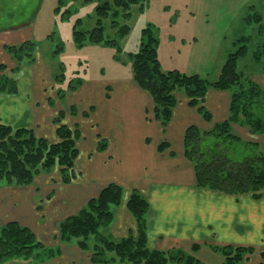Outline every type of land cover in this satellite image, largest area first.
<instances>
[{
    "label": "crops",
    "instance_id": "0c3cea01",
    "mask_svg": "<svg viewBox=\"0 0 264 264\" xmlns=\"http://www.w3.org/2000/svg\"><path fill=\"white\" fill-rule=\"evenodd\" d=\"M17 38L9 37V45L21 42ZM3 56L2 51L0 57ZM5 56L0 64L7 62L12 68V60L6 53ZM13 73L17 90L0 91V122L14 128H30L51 142L57 139L54 118L65 111L61 122L77 124L81 140L88 139V144L81 149L84 141L79 139L76 143L77 175L69 183H63L59 170L54 169L37 175L31 184H0V224L18 221L30 227L45 245L57 250L40 261L12 259L5 264H100L91 260V252L81 249L76 239L60 242L55 235L64 217L78 211L110 182L123 188L121 201L112 206L114 216L106 227L112 239L136 230V219L126 201L130 192L137 190L148 202L145 219L150 247L190 252L196 244L198 249L193 254L204 264H220L223 255L213 246L238 245L253 248L243 264H264V194L255 198L250 192L232 194L197 186L192 163L183 151V133L188 125L198 123V127L207 130L215 122L227 119V90L206 91L202 105L211 115L209 121L188 104L182 92H177L178 101L163 127L146 117L152 111V99L132 76L99 80L94 88L84 81L70 92L57 90L52 75L37 72L35 65ZM248 76L264 86V72ZM66 98L73 102L67 108L63 104ZM71 106L75 108L73 113ZM84 111L88 112L86 116ZM232 127L241 128V135L264 144V133H251L246 125L238 123ZM100 140L105 144L102 150L97 148ZM163 140L170 147L159 150L158 144Z\"/></svg>",
    "mask_w": 264,
    "mask_h": 264
},
{
    "label": "trees",
    "instance_id": "16d2710c",
    "mask_svg": "<svg viewBox=\"0 0 264 264\" xmlns=\"http://www.w3.org/2000/svg\"><path fill=\"white\" fill-rule=\"evenodd\" d=\"M88 2L91 0H82ZM142 0H103L95 7L96 25L90 30L73 27V40L81 46L86 42L118 46L115 39L104 36L102 18L109 14L128 15L132 4ZM254 19L249 22L260 24L261 14L253 11ZM78 22V21H77ZM113 23H115L113 21ZM118 34H126L127 26H119ZM246 38L240 37L241 42L235 51L230 52L221 66L219 75L214 80H208L197 73L187 74L177 69L162 70L158 59L157 38L150 27L142 29L137 49L129 54L134 82L152 98L155 118L165 125L172 116V109L178 98L176 93L182 92L190 106H196L203 118L210 120L209 111L201 104L208 88L227 90L229 92L228 117L215 122L204 132L191 125L186 128L183 136L184 155L190 159L194 168L195 184L200 187L220 190L226 193L250 192L255 198L264 193V151L246 153L240 159L228 157L223 144L228 140H241L230 130L231 124L246 125L251 133H264V87L251 78H245L237 70V60L247 51ZM32 43L24 40L18 44L4 46L17 59L23 50H30ZM30 51L26 52L29 55ZM252 57L263 64L264 42L258 43L252 51ZM0 64V70L5 68ZM18 70V65L12 67V72ZM0 74V91L15 92L17 90L13 77L2 79ZM11 85L7 88V79ZM63 94L60 91L59 97ZM91 109V108H90ZM72 113L75 108L71 106ZM84 116L88 114L83 112ZM62 112L54 118L57 139L50 142L47 138L37 136L32 129L12 127L0 122V180L16 185L30 184L37 174L49 172L54 166L60 167V179L69 183L76 177L74 163L78 156L77 141L82 134L77 124L67 125L61 122ZM212 135V136H211ZM205 136V137H204ZM212 137L211 141L209 138ZM205 138L207 142L201 146ZM98 142V150L105 144ZM257 141H253L256 146ZM260 144V143H259ZM160 144L159 149H162ZM263 145L264 144H260ZM123 188L116 183H107L99 193L91 197L78 211L64 217L58 224L55 237L60 242H70L76 239L81 249L91 252L93 262L100 264H176L185 259L184 264H203L191 255L184 256L181 250L169 248L165 250L150 248L146 235L145 214L148 210L146 198L137 190L130 192L126 207L136 219V231L112 239L100 232L113 219L111 205H118L122 198ZM90 237H93L90 244ZM198 246H192L196 250ZM223 255L220 264H243L245 255L252 252L251 247L223 245L213 246ZM57 250L43 244L34 231L12 220L0 224V264L12 259L43 260L54 255Z\"/></svg>",
    "mask_w": 264,
    "mask_h": 264
},
{
    "label": "rangeland",
    "instance_id": "374dc122",
    "mask_svg": "<svg viewBox=\"0 0 264 264\" xmlns=\"http://www.w3.org/2000/svg\"><path fill=\"white\" fill-rule=\"evenodd\" d=\"M101 1L103 0L88 2L0 0V47L3 48V50L0 48V51L1 53L3 51L4 56L6 53L10 57L13 67L18 65V70L13 71V74L18 73L24 66L35 65L37 72L46 71L52 75L57 90L66 89L70 92L84 81L94 88L95 82L99 80L108 81L122 77L132 79L129 54L137 49L145 26L150 27L152 34L158 40V59L164 71L177 69L187 74L197 73L203 78L214 80L218 77L227 55L236 50L241 43L237 40L243 36L246 38L247 51L237 60L238 72H241L245 78H250L248 74L251 73L264 72L263 64L252 57V51L257 48V44L264 42V29L260 30L259 23L253 22L255 20L253 11H258L261 14L260 24L264 26V0H142L130 6L127 10L128 15H122L121 10H118L117 16L109 14L102 18L105 38L115 39L118 46L91 42L77 45L73 40V27L85 31L93 28L97 20L95 7ZM251 19L254 20L249 22ZM122 25L127 26L128 30L125 35L119 36V26ZM9 37H18L21 42L28 37L25 40L31 41L32 48L18 52L20 57L17 59L8 48L4 47L9 45ZM27 51H30L29 55H26ZM2 58L0 57L1 60ZM4 66L5 68L0 70V74L4 75L2 79L6 74L11 78L10 64L5 62ZM13 77L16 82V77ZM10 78L6 80L7 88L11 85ZM70 101V98L64 99L63 104L66 108L69 107V103H73ZM62 114L64 118L65 111H62ZM146 117H152L159 122L154 116L153 106ZM70 120L68 121L71 122ZM167 124L168 122L161 125L165 127ZM196 124L192 123L187 127L191 125L198 127ZM198 129L200 133L205 131L202 127ZM230 130L241 138L237 141L228 140L222 146L231 159H240L250 150L264 151L263 145L259 144L260 141H257L258 144L255 146L253 141L256 139L244 134L242 136L241 128L232 127ZM211 139L212 137L209 138L210 141ZM81 141H84L81 143V149H84L88 139ZM206 142L207 140L203 138L201 146ZM160 144H163L162 149L170 147L168 142L163 140L158 144V149ZM170 155H174V152L170 151ZM188 160L191 162L190 159ZM54 169L60 170V167L56 165L51 170ZM42 173L49 174L50 171L37 175ZM0 184L15 183H8L2 179ZM109 224L100 228V232L108 237L109 230L106 227H109ZM92 240L93 237H90V244ZM197 249L191 248L190 252L178 250H181L184 256L191 255L204 264V261L195 255L196 253L193 254ZM184 262L183 258L176 264H184Z\"/></svg>",
    "mask_w": 264,
    "mask_h": 264
}]
</instances>
